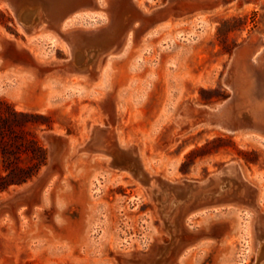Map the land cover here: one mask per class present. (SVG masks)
<instances>
[{"label":"rangeland","instance_id":"rangeland-1","mask_svg":"<svg viewBox=\"0 0 264 264\" xmlns=\"http://www.w3.org/2000/svg\"><path fill=\"white\" fill-rule=\"evenodd\" d=\"M6 105L47 159L0 264H264V0H0Z\"/></svg>","mask_w":264,"mask_h":264},{"label":"trees","instance_id":"trees-1","mask_svg":"<svg viewBox=\"0 0 264 264\" xmlns=\"http://www.w3.org/2000/svg\"><path fill=\"white\" fill-rule=\"evenodd\" d=\"M5 109L4 111L0 107V125L2 128L6 127L9 134L5 135L0 130V153L5 164L3 166L5 175H0V193L6 191L11 185H21L36 177L47 159L46 150L38 139L26 131L27 126L40 124L28 120L36 116L15 112L7 105ZM10 125L17 126L19 130L10 128ZM4 136H8L9 141ZM20 154H24L27 158V164L24 167L14 162Z\"/></svg>","mask_w":264,"mask_h":264},{"label":"water","instance_id":"water-1","mask_svg":"<svg viewBox=\"0 0 264 264\" xmlns=\"http://www.w3.org/2000/svg\"><path fill=\"white\" fill-rule=\"evenodd\" d=\"M22 18V17H21ZM48 140L49 143L51 145V152H50V159L48 161V165L45 168V171L43 172L42 176L39 177L35 182L38 183L40 182L47 174H49L52 170H54V168L56 167V165L59 163V158H60V152L62 150L63 147V142L60 139V137L58 136H53V135H48ZM35 186V185H34ZM33 184L30 185L28 188H26L24 191L17 193V197L20 195H24L27 196V194H29L32 190V188L34 187ZM16 197H14L13 199H10L8 202H2L0 203V208L4 207L5 205H7V203H11L14 201Z\"/></svg>","mask_w":264,"mask_h":264},{"label":"bare ground","instance_id":"bare-ground-1","mask_svg":"<svg viewBox=\"0 0 264 264\" xmlns=\"http://www.w3.org/2000/svg\"><path fill=\"white\" fill-rule=\"evenodd\" d=\"M35 8L36 7H30L29 5H26L25 7L21 8L19 10V15H20V17H22V20L24 23H26V24H32L33 23L34 18H36ZM82 49L83 48H76V50L74 51V56H75V58H77V61L79 63H81L85 58L83 53H82V51H83ZM85 51H87V49H85ZM114 154L116 155L117 158H119V154L117 153V151H115ZM44 171H45V169L42 170L41 175L43 174ZM30 185L31 184H24L21 188H28ZM262 248H264V244L261 247L259 246L258 256H257L258 261L260 260V258H264V252L262 251Z\"/></svg>","mask_w":264,"mask_h":264}]
</instances>
